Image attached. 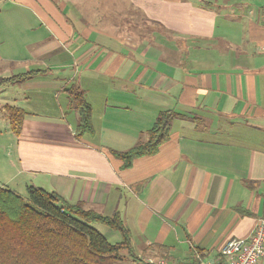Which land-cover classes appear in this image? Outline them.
Returning a JSON list of instances; mask_svg holds the SVG:
<instances>
[{"label": "crops", "instance_id": "0c3cea01", "mask_svg": "<svg viewBox=\"0 0 264 264\" xmlns=\"http://www.w3.org/2000/svg\"><path fill=\"white\" fill-rule=\"evenodd\" d=\"M263 7L0 0V77L46 70L0 86V148L10 153L5 162L0 149V184L54 190L105 215L120 211L134 249L124 263L218 257L264 214ZM72 86L91 104L93 136L75 135ZM4 104L27 111L19 136ZM163 109L181 114L168 140L123 167L110 149L145 140Z\"/></svg>", "mask_w": 264, "mask_h": 264}, {"label": "trees", "instance_id": "16d2710c", "mask_svg": "<svg viewBox=\"0 0 264 264\" xmlns=\"http://www.w3.org/2000/svg\"><path fill=\"white\" fill-rule=\"evenodd\" d=\"M45 71L30 69L0 77V86L20 85ZM67 91L78 111L76 137L93 136L92 107L84 90L72 86ZM3 109L11 131L19 136L27 111L12 104H4ZM179 116L174 109L161 110L145 140L125 151L111 148L112 155L128 167L138 157L157 153L170 136L174 118ZM28 194L30 201L0 184V264H149L140 258L124 263L126 257L133 256L134 249L131 229L120 211L105 215L85 207L83 202L72 203L54 190L36 186H29ZM93 223L119 232L121 240L110 242Z\"/></svg>", "mask_w": 264, "mask_h": 264}, {"label": "built area", "instance_id": "2783aa9c", "mask_svg": "<svg viewBox=\"0 0 264 264\" xmlns=\"http://www.w3.org/2000/svg\"><path fill=\"white\" fill-rule=\"evenodd\" d=\"M218 255L213 259H205L198 255L196 260L189 263H179L164 257H147L143 260L149 264H257L264 256V214L258 218L251 234L227 240ZM225 257L227 260L224 259Z\"/></svg>", "mask_w": 264, "mask_h": 264}, {"label": "rangeland", "instance_id": "374dc122", "mask_svg": "<svg viewBox=\"0 0 264 264\" xmlns=\"http://www.w3.org/2000/svg\"><path fill=\"white\" fill-rule=\"evenodd\" d=\"M2 140H3V142H4V144H5V139H4V137H2L1 138ZM2 149H3V151H2V153H3V159H4V161L6 162V161H8L9 159H10V153H7V152H5V148H4V146L3 147H1ZM0 148V149H1ZM10 171H11V169H10V167L9 166H7V167H5L4 169H3V172L4 173H2V176H3V179L7 176V175H9L10 174ZM8 187H10V188H12L11 186H8ZM12 189H14V188H12ZM16 190V189H15ZM18 194H20L21 196H23L25 199H27V201H30V198H29V194H28V189L26 190H24L23 191V189H18V191H16ZM94 227H96L102 234H104L107 238H108V240L110 241V242H117V241H120L121 240V235H120V233L119 232H117V231H114V230H111L107 225H105V224H100V223H93L92 224ZM116 234L115 236H112V234Z\"/></svg>", "mask_w": 264, "mask_h": 264}]
</instances>
